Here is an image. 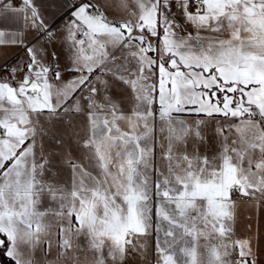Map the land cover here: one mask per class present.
<instances>
[{"label": "snow or ice", "instance_id": "obj_1", "mask_svg": "<svg viewBox=\"0 0 264 264\" xmlns=\"http://www.w3.org/2000/svg\"><path fill=\"white\" fill-rule=\"evenodd\" d=\"M71 7L0 0V258L264 264V0Z\"/></svg>", "mask_w": 264, "mask_h": 264}, {"label": "crops", "instance_id": "obj_2", "mask_svg": "<svg viewBox=\"0 0 264 264\" xmlns=\"http://www.w3.org/2000/svg\"><path fill=\"white\" fill-rule=\"evenodd\" d=\"M75 2L76 0H38V3L42 4V12L46 18V22L49 25L54 24L59 30L67 24L61 20L62 16L67 12L72 13L73 9L71 5ZM35 36V32H26L24 40L28 43L32 41ZM41 43H43V41ZM16 56H20L18 64L26 59L24 52L20 48L0 47V66Z\"/></svg>", "mask_w": 264, "mask_h": 264}, {"label": "rangeland", "instance_id": "obj_3", "mask_svg": "<svg viewBox=\"0 0 264 264\" xmlns=\"http://www.w3.org/2000/svg\"><path fill=\"white\" fill-rule=\"evenodd\" d=\"M43 40H41L42 42ZM251 216L253 220L256 219L255 209L250 208L247 205L241 207L240 214H239V221H238V229L241 234L245 232V226L249 222L248 217ZM259 221H260V228L261 231L264 232V208L260 210L259 213ZM0 264H7L6 258H0Z\"/></svg>", "mask_w": 264, "mask_h": 264}, {"label": "built area", "instance_id": "obj_4", "mask_svg": "<svg viewBox=\"0 0 264 264\" xmlns=\"http://www.w3.org/2000/svg\"><path fill=\"white\" fill-rule=\"evenodd\" d=\"M61 20L68 24L72 20L71 12L65 13L62 16ZM56 29H57V27H56ZM57 30H59V29H57ZM19 59H20V56H16V57L12 58L11 60H9L6 63H4L3 65H1L0 70L5 71V74H6L7 70H10L11 67H14L18 64Z\"/></svg>", "mask_w": 264, "mask_h": 264}]
</instances>
